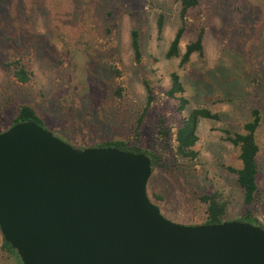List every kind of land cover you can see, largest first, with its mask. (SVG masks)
I'll return each instance as SVG.
<instances>
[{
	"label": "rangeland",
	"instance_id": "rangeland-1",
	"mask_svg": "<svg viewBox=\"0 0 264 264\" xmlns=\"http://www.w3.org/2000/svg\"><path fill=\"white\" fill-rule=\"evenodd\" d=\"M181 28L180 55L168 57ZM201 32L203 53L182 62ZM20 67L27 81L16 77ZM174 73L184 90L170 95ZM24 104L74 147L125 141L157 151L148 195L173 221L202 224V196L217 192L226 202L224 220L264 223V0H199L186 15L180 0H0V133ZM198 107L220 117L201 119L198 155L177 160L159 130L168 129L175 145L177 130ZM256 107L259 188L247 204L232 138ZM4 241L0 228V264H19Z\"/></svg>",
	"mask_w": 264,
	"mask_h": 264
},
{
	"label": "water",
	"instance_id": "water-1",
	"mask_svg": "<svg viewBox=\"0 0 264 264\" xmlns=\"http://www.w3.org/2000/svg\"><path fill=\"white\" fill-rule=\"evenodd\" d=\"M148 154L74 147L34 120L0 133V228L22 264H264V226L184 224L148 195Z\"/></svg>",
	"mask_w": 264,
	"mask_h": 264
},
{
	"label": "trees",
	"instance_id": "trees-1",
	"mask_svg": "<svg viewBox=\"0 0 264 264\" xmlns=\"http://www.w3.org/2000/svg\"><path fill=\"white\" fill-rule=\"evenodd\" d=\"M199 0H180L182 5V13L186 15L187 11L196 6ZM183 33V28H181L174 39L172 40L169 50L167 52L168 57L179 56L180 49L179 44L181 41ZM203 32H201L197 39L190 42L184 54L182 55V62H186L190 59L191 55L194 53H203ZM132 42L133 47L135 49L136 55L140 57V40L139 33L137 30L133 31L132 34ZM16 77L21 81H27L30 78L29 72L24 68H16L15 69ZM184 87L180 81L179 75L173 74V86L168 91L170 95H176L178 92H182ZM154 94L150 90V101L153 99ZM183 97V96H182ZM183 104L187 101L186 98H181ZM219 113L212 112L207 107H198L191 110L188 117L184 120L183 124L179 127L176 132V144L173 145L170 138L172 134L168 129L163 127L162 130H159L164 135L163 140H161V144L170 148L175 155L176 159L185 160V159H193L198 155V151L194 148L197 143L198 136V124L203 118H219ZM25 120H34L40 125H44L43 119L37 114L34 107L24 104L19 107L17 116L14 120V124L20 121ZM262 121V112L259 108H254L251 113V119L248 120L244 125V131H238L235 133L232 138L233 142L239 147V158L242 162V166L236 170L237 172V182L245 191V202L247 204L252 203L258 193V173H259V165L257 161V155L259 152V143L257 141L256 133ZM170 136V137H169ZM160 143V142H159ZM99 146H112L121 148L124 150H130L134 152H141L148 154L152 159L153 167L158 163L159 156L157 151H147L141 148L138 145H129L125 141H116V142H107ZM202 200L206 204V219L204 223H219L224 221V213L226 202L220 197L217 192L214 193H205L202 196ZM245 221L255 222L250 216L244 217ZM264 226V223H262ZM4 246L11 252L15 253L18 257L19 264H22V261L17 254L16 250L10 245V243L4 241Z\"/></svg>",
	"mask_w": 264,
	"mask_h": 264
}]
</instances>
